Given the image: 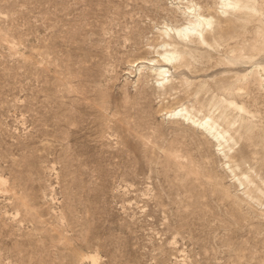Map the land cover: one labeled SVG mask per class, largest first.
I'll use <instances>...</instances> for the list:
<instances>
[{
	"label": "rangeland",
	"instance_id": "1",
	"mask_svg": "<svg viewBox=\"0 0 264 264\" xmlns=\"http://www.w3.org/2000/svg\"><path fill=\"white\" fill-rule=\"evenodd\" d=\"M188 4L220 10L0 0V264H264V91L250 85L236 99L247 112L229 111L236 129L241 114L255 124L235 157L170 116L220 112L208 100L252 68L230 52L258 22L217 48L170 39ZM165 42L193 50L190 64L165 61ZM161 64L173 87L145 67Z\"/></svg>",
	"mask_w": 264,
	"mask_h": 264
},
{
	"label": "bare ground",
	"instance_id": "2",
	"mask_svg": "<svg viewBox=\"0 0 264 264\" xmlns=\"http://www.w3.org/2000/svg\"><path fill=\"white\" fill-rule=\"evenodd\" d=\"M219 5L220 10L212 14L205 13L201 6L196 8L188 4L189 12L182 11L186 22L176 25L166 24L167 28L163 31L170 39L179 37L184 41L217 48L224 42L239 40L244 35L243 30L248 28L250 23L255 20L258 22L251 31L253 34L251 42L241 46L240 50L234 48L230 52L231 60L245 61L250 63L252 68L244 74L237 75L236 80L231 84L220 83L218 91L223 95V99L215 100L213 96L214 98L208 100V105L218 107L220 112L200 116L185 106L170 114L172 118L187 120L202 129L207 136L217 142L222 154L231 158L241 153V148L235 149L241 140L252 141L255 124L245 121L242 114H237L244 129H236V121L229 120V111L247 112L246 105L239 104L236 99L238 95L241 97L242 91L250 85H255L264 91V64L254 62L256 54L264 51V0H219ZM245 50L247 52L243 53ZM160 53L166 58L165 61L177 63L176 65H189L191 58L194 57L193 50L177 48L171 42L163 43V51ZM154 61L155 59H150L148 65L154 64ZM145 67L157 77L158 87L161 89L174 86L172 74L166 64ZM239 183L243 185L244 181L239 179Z\"/></svg>",
	"mask_w": 264,
	"mask_h": 264
}]
</instances>
